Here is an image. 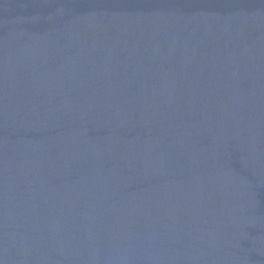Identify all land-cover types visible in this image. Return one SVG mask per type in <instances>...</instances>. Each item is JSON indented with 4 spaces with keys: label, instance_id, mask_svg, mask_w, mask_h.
<instances>
[{
    "label": "water",
    "instance_id": "water-1",
    "mask_svg": "<svg viewBox=\"0 0 264 264\" xmlns=\"http://www.w3.org/2000/svg\"><path fill=\"white\" fill-rule=\"evenodd\" d=\"M0 264H264V0H0Z\"/></svg>",
    "mask_w": 264,
    "mask_h": 264
}]
</instances>
